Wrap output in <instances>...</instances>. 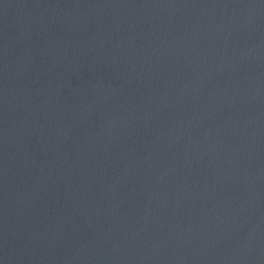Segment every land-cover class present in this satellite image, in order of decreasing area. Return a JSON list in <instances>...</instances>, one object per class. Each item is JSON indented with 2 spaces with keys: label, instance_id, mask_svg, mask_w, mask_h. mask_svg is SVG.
<instances>
[{
  "label": "water",
  "instance_id": "water-1",
  "mask_svg": "<svg viewBox=\"0 0 264 264\" xmlns=\"http://www.w3.org/2000/svg\"><path fill=\"white\" fill-rule=\"evenodd\" d=\"M0 264H264V0H0Z\"/></svg>",
  "mask_w": 264,
  "mask_h": 264
}]
</instances>
